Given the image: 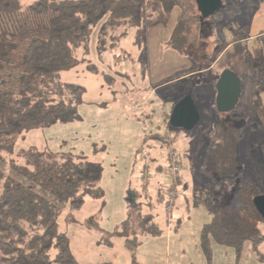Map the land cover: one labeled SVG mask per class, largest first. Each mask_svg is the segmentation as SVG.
I'll return each instance as SVG.
<instances>
[{
	"label": "rangeland",
	"instance_id": "374dc122",
	"mask_svg": "<svg viewBox=\"0 0 264 264\" xmlns=\"http://www.w3.org/2000/svg\"><path fill=\"white\" fill-rule=\"evenodd\" d=\"M141 1L136 24L125 35L115 36L101 53L95 30L89 54L78 52L79 64L60 74L61 83L85 90L83 104L71 115L73 118L29 132L17 141L14 155L7 160L22 164L18 152L36 147L73 153L102 170L104 199L87 198L81 209L68 205L62 208L60 230L69 238L78 264H133V259L138 264H207L199 248V236L204 224L212 219L215 194L224 193V203L234 202L231 184L215 187L207 175L211 171L209 141L216 127L234 120L232 128L239 136L238 179L250 177L264 194V96L259 93L264 87L259 92L246 88L244 101L229 113L218 112L215 98L212 103L209 96L210 86L214 87L212 79L221 75L232 59L238 63L242 58L264 62V38L256 40V45H235L217 60L230 42L226 30L233 28L235 34L238 30L239 36L240 32L252 35L246 28L251 25L252 12L261 8L264 0H224L230 12L219 10L207 18L201 15L195 0H159L162 8L158 11L147 8V2L158 0ZM175 13L181 16L178 21ZM205 69L162 86L180 73ZM186 95L196 101L199 124L190 132L166 131L176 101ZM164 104L169 113L166 124ZM154 121L163 128L154 126ZM152 134L159 136L153 137L157 141L152 140ZM171 149L183 158L182 182L173 214L172 209L165 210L166 191H162L165 203L157 202V194L161 185L176 178L154 171L155 166L168 165ZM144 152L156 162L146 161ZM127 198L133 204L142 202L146 213H153L163 232L160 238L138 235L140 244L131 247L125 238L118 237L130 210ZM167 214H172L169 224ZM135 228L134 218L131 230ZM214 248L212 264L263 262L254 255L249 257L248 252L237 261L232 249ZM261 251L264 253V246Z\"/></svg>",
	"mask_w": 264,
	"mask_h": 264
},
{
	"label": "trees",
	"instance_id": "16d2710c",
	"mask_svg": "<svg viewBox=\"0 0 264 264\" xmlns=\"http://www.w3.org/2000/svg\"><path fill=\"white\" fill-rule=\"evenodd\" d=\"M141 4V0H0V264H78L69 238L60 230L62 208L81 209L87 198L104 199L102 170L73 153L36 147L18 152L22 164L7 158L14 155L17 141L29 132L73 118L71 115L83 104L85 90L61 83L60 74L79 64L78 52L89 54L95 30L101 53L115 36L125 35L136 24ZM148 7L158 11L162 5L158 0L147 2ZM221 10L224 14L230 11L224 3ZM193 73L196 71L180 73L171 81ZM233 121L216 127L209 141L212 162L209 160L208 178L215 187L231 184L234 202L224 203V193H214L212 219L199 236L207 264H212L215 246L232 249L237 261L246 252L264 260L259 251L264 243V219L253 204L255 197L264 194L250 177L238 179L239 136L232 128ZM166 126L171 133L183 131L173 129L169 121ZM172 152L166 167H154L156 173L167 175L177 153ZM149 156L144 159L154 164L156 160ZM178 156L177 164L182 168L183 158ZM176 179L161 185L157 194V202L165 203L162 191H166L165 210L172 209V214L181 172ZM173 192L176 196L170 197ZM128 199L130 210L118 237L125 238L131 247L140 244L138 235L160 238L163 232L153 213H146L142 202L133 204ZM170 216L167 214V219ZM134 218L137 228L131 230ZM133 264H138L135 259Z\"/></svg>",
	"mask_w": 264,
	"mask_h": 264
},
{
	"label": "water",
	"instance_id": "95a60500",
	"mask_svg": "<svg viewBox=\"0 0 264 264\" xmlns=\"http://www.w3.org/2000/svg\"><path fill=\"white\" fill-rule=\"evenodd\" d=\"M199 12L204 18L210 17L218 12L223 4V0H195ZM216 107L220 113H229L233 111L241 99V80L230 70L221 73L215 86ZM201 115L191 96L184 97L173 108L169 117V125L173 129L192 131L200 122ZM253 204L264 219V195L254 198Z\"/></svg>",
	"mask_w": 264,
	"mask_h": 264
},
{
	"label": "crops",
	"instance_id": "0c3cea01",
	"mask_svg": "<svg viewBox=\"0 0 264 264\" xmlns=\"http://www.w3.org/2000/svg\"><path fill=\"white\" fill-rule=\"evenodd\" d=\"M261 6H262L261 8L258 7L252 12L251 15H253V18H252V21H251V25L246 28L247 30H251L252 31V35H250V33H249V35L245 36V35H243L242 32H240L241 36H239L238 35V33H239L238 30H237L236 34H235L236 30H234L233 28L230 29V30H226V33L229 35L230 42H229V45L226 46L225 50L220 54V56L218 57L217 60H219L223 56V54H225V53L227 54L229 52V50H231L235 45L240 46L242 44L251 43V42L255 43V45H256V40L264 38V29H262L264 27L263 26L264 25V4L261 5ZM180 18H181V16H179L178 13H175V19H177V21H178ZM232 20H234V19H232ZM258 21H262L263 23H260ZM259 23H260L261 26H258ZM173 32H171V35H173ZM251 61L252 62L246 61V60H244L242 58L241 62L238 63L234 59H232L231 62L222 70V72L224 70H230V71H232L235 75H237L240 78V80H241V88H242V93H241L242 99H240L239 103L244 101L243 100V97H245L244 96V90H246V88H255L259 92L260 88L264 87V62L261 59H251ZM203 72L204 71H199V72L196 71V73H203ZM190 77H191V74L190 75H186L185 77H183V79L184 78H190ZM180 79H182V78H180ZM180 79H177V80H174V81H176V83H177V81L180 80ZM218 80H219V77H217V76L215 78H213L212 82H213V86L214 87L210 86V89H211L212 93L209 96H210V99H211L212 103H214V98L216 100L217 91H216L215 86H216ZM174 81H167L166 83H163L162 86H164V85H166V84H168L170 82H174ZM157 88H159V86ZM214 88H215V90H214ZM259 93H260L261 96H264V92L262 93V91H260ZM164 101L165 100H162V102H164ZM177 102L178 101H176L175 104H177ZM195 103H196V101H195ZM163 108H165L164 109L165 113H164V116H163V123H165L166 117L169 116V113L166 112L167 111V107L165 106V104L163 105ZM254 113H257V109L255 110ZM155 116L156 115L154 114L153 117H155ZM153 124L156 127L162 126L160 124H156L155 121H154ZM130 192H132V191H130ZM261 246H264V243L261 244L260 247H259V251L262 254V256L264 257V253L261 251ZM247 249L249 251L250 250V246ZM248 255L250 257L251 254H248ZM260 261L261 262L263 261V262L259 263V264H264V260H260Z\"/></svg>",
	"mask_w": 264,
	"mask_h": 264
},
{
	"label": "built area",
	"instance_id": "2783aa9c",
	"mask_svg": "<svg viewBox=\"0 0 264 264\" xmlns=\"http://www.w3.org/2000/svg\"><path fill=\"white\" fill-rule=\"evenodd\" d=\"M148 156H149L148 153H146V152L143 153L144 158H148ZM178 157H179L178 154H176L174 156L173 165L170 168H168V170L166 171L167 175H169V177H171L173 179H175L180 172V166L177 164Z\"/></svg>",
	"mask_w": 264,
	"mask_h": 264
},
{
	"label": "bare ground",
	"instance_id": "6f19581e",
	"mask_svg": "<svg viewBox=\"0 0 264 264\" xmlns=\"http://www.w3.org/2000/svg\"><path fill=\"white\" fill-rule=\"evenodd\" d=\"M171 193V192H170Z\"/></svg>",
	"mask_w": 264,
	"mask_h": 264
}]
</instances>
